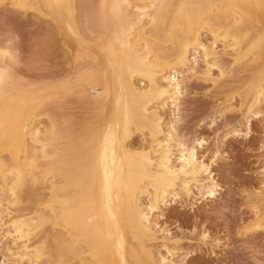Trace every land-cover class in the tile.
Masks as SVG:
<instances>
[{
    "label": "rangeland",
    "instance_id": "1",
    "mask_svg": "<svg viewBox=\"0 0 264 264\" xmlns=\"http://www.w3.org/2000/svg\"><path fill=\"white\" fill-rule=\"evenodd\" d=\"M129 1L132 4L141 5L149 0ZM175 1L173 0V2ZM206 1L203 0L204 6L209 9L210 17L214 18L216 23L211 25L210 17L206 18L200 15L202 26L199 28L198 34L200 40L204 41L203 43L212 46L214 51L212 60L203 57V54H200L202 53L201 49L191 45L192 48L187 53L190 61L184 66L173 63L172 58L174 59L180 51V43L189 37L178 25L180 22H177L175 36L167 37L166 31L161 30L160 34H164L163 36L166 37L162 40H155L154 36L149 34L150 32L146 33L147 16L146 18L144 16V21L139 23L135 30L141 32L144 40L152 42L158 48L157 54L153 50L148 55L158 82L161 80L162 83L164 81L162 76L172 68L179 72L178 75L183 86L176 110L168 104L160 110L164 132H166V124L177 117L176 124H174L176 143L177 141L181 142L182 139L185 145H190L196 138L204 139L202 145L197 147V157L198 160L200 159L199 161H203L205 164L209 163V170L202 172L199 178L201 177L202 182H209L208 171H211L218 187L215 197L210 198L195 189L196 181L192 180L189 181L191 184L187 193L181 188L184 181L182 179L185 177L178 174L177 185L173 187L177 195H168L165 198L166 202L158 203L159 209L157 208L149 216L152 223L157 222L156 227L152 228L153 237L140 236L142 241L140 256H133V259L128 257L132 261H139L142 254L151 251V264H158L159 260L161 261V255L168 257L167 259L171 262L161 261L159 264H173L174 262L175 264H264V93H262L264 92V79H262L264 77V14H261V8L264 9V0H259L257 4H250L249 9L245 11L237 5V2H234L230 11L224 15L216 10L217 4L213 5V2L208 4ZM83 2L85 1L70 0V15L65 11L62 14L63 18L60 15L58 17L51 14L41 0H0V62H3L0 65L5 67L6 64L11 69H7L9 74L6 73V76L12 74L8 78L17 83L9 93L0 98L13 102L20 109L29 93L43 97L38 102L39 106L29 108L31 110L29 116L17 115V113L11 116L17 126L26 123L22 128L25 147L20 146V141L19 143L16 142L17 140L14 142V139L11 138L13 133L15 131L19 133L20 129L15 131L11 129V120H0V158L2 160H0V264H14L19 261L22 264H28L30 259L34 260L39 254V244L41 243L43 246L45 245L43 247L44 256L46 258L48 256L52 260L51 264H56L52 247L55 242L51 236L55 234L67 236L68 231L64 222L67 215L60 212L61 206L65 203L64 200L76 208L73 211L75 219L78 220L84 216V211L81 212L84 208V201L76 192L78 177L72 175L64 178L60 177L58 172L53 171L52 173L50 166L43 164L45 161H49V152L47 151L41 154L37 153L40 156L36 157V160H40L39 163L41 162L43 165L38 163L36 167L32 168L30 166L34 159L32 152L38 150L40 144L35 142L32 136H29L36 126L42 130L37 136L48 128H52L50 127L52 125L56 131L59 128L60 132L62 124L59 123L62 122L60 120L66 123L65 126H63L64 123L62 124V128L74 127L72 128L73 133L76 132L83 136L90 126L110 117L115 108L113 92L108 93L106 99L94 97V101L91 102L93 99L89 93L93 95L95 90L96 93H101L105 87L101 77H106L105 80H112L115 76V64L109 66L106 62L107 44H115V39L112 38L111 42H108L113 37L112 33H104L99 29L100 27L98 28V23L96 25L97 21L93 19L101 0ZM91 11H95V13L92 15ZM68 16L71 17V20H68ZM235 19L241 28L244 24L243 30L239 26L233 25L232 21ZM66 20L70 24L72 23L73 31L69 30ZM231 23L232 25L229 27ZM243 32L245 33L243 34ZM252 32L255 34H250ZM142 38L139 39L142 40ZM3 50H6V56L1 52ZM162 50L165 52L162 53ZM172 52L175 54L174 56ZM193 54L196 56V63L191 60ZM165 62L169 63L168 67ZM157 65H161L164 69L158 71ZM102 74L105 76L103 77ZM11 79L8 80L12 82ZM131 82L133 87L135 86L134 88L144 90L141 94V101L145 95L153 97L152 101L146 105L147 113L152 110V107L157 106L156 102L159 100L154 96L155 91L148 85L146 77L135 73L131 75ZM108 88H111L110 83H108ZM84 93L88 95H84ZM251 100H257L252 105V109L259 110L260 114L256 118L249 119L245 109L252 103ZM92 103L93 105H91ZM35 104L37 105V103ZM14 110L13 108L7 109L8 113H12ZM28 120L29 122H27ZM142 122L139 125L131 123L130 138L126 139V145L139 157H144L148 153L153 158L155 153L152 152V148L149 149L152 144H155L152 142L155 135L150 131L152 125L149 121L143 120ZM54 127L52 131H54ZM235 129L236 132H234ZM41 136L42 134L39 137ZM156 136L161 137V134ZM177 150L172 147L174 164L177 163L175 161ZM152 162L145 161L148 174L155 173L156 161ZM149 165L151 166L149 167ZM13 181H16V186ZM145 182L147 183L146 178L141 183L146 184ZM149 188H152L151 185H147L148 194L146 191L138 192L143 205L151 200L149 192L152 189ZM66 193L68 196L65 195ZM77 196L79 197L77 198ZM53 204L55 208L52 206ZM35 211L36 213H34ZM26 215L31 217L28 218ZM46 218L48 219L45 220ZM28 220H32L30 226L27 224ZM73 224L74 222L69 223V225ZM15 225H22L24 230L29 229L26 236L32 238L26 240V236H19L13 228L16 227ZM88 236L86 234L78 237L75 241L76 246L70 251L65 248L66 241L64 255L60 258L59 264H104L106 249L95 248V251L93 250L90 254V246L85 243ZM128 238L133 247L140 240L132 235H128ZM144 239L148 242H144L146 241ZM165 245H167L166 248ZM34 246L35 248H33ZM39 258L37 263L41 264L42 258ZM92 258V261L88 260Z\"/></svg>",
    "mask_w": 264,
    "mask_h": 264
},
{
    "label": "bare ground",
    "instance_id": "2",
    "mask_svg": "<svg viewBox=\"0 0 264 264\" xmlns=\"http://www.w3.org/2000/svg\"><path fill=\"white\" fill-rule=\"evenodd\" d=\"M69 1L70 0H41L43 5L49 10V12L51 14H55L57 16L58 15L62 16V14L65 13V11L70 15ZM84 1L86 2V0H84ZM204 1H206V0H204ZM85 2H83V3H85ZM206 2L208 4L210 2H213L214 3L213 5L217 4L216 10H218V12L221 15H224L230 11V8L234 2H237V5L240 6L245 11V10L249 9L250 4H254V3L257 4L259 2V0H208ZM90 3H92V2H90ZM191 3H193V4H191ZM204 4H205V2L203 3V0H176L175 2H173V0H149L145 4H144V2H143V4L141 3V5L140 4H132L131 1H129V0H101L100 5L97 8L96 14L94 15L95 18H93V19L95 21H97L96 25L98 23V28L100 27L99 29H101L104 33H108V32L112 33L113 37H111V39L108 42H111L112 38L115 39V44H112V43L107 44L108 49H107V60H106V62L108 63L109 66L110 65L112 66V64H115L116 71L114 73L115 76L113 77L112 80H105L106 77H104L105 75L102 74L104 78L101 77V80H103L105 87L102 89L101 93H96V90L93 89V90H95L94 93L92 91L93 95H91V93H89V94L91 96V99H93L91 102H93L96 97H102V99H106L108 93L113 92V105L115 107L114 110L111 112L110 117H108V118L102 120L101 122L97 123L98 125L95 124V125L90 126L89 128H91V129L88 128L89 130L87 129L86 133L83 136H80V134H77L76 132L73 133L74 130L72 131V128H74V127L71 128V126H67V128L66 127L62 128V124L64 123L63 120H60L62 122H59L60 124L62 123L60 126V130H61L60 132L58 130L59 128L56 131L55 130L56 128L52 125V126H50L52 128H48V130H46L44 133H40V135L42 134V136L39 137L40 135L37 136V134L39 132H41L42 130L40 129L39 126H36V128H34L33 131L29 135V136L33 137V140L35 142H38L40 144V147L38 148V150H35V151L33 150L34 153L32 152V154H34V159L32 162L30 161L31 162L30 166L32 168H34L38 165L40 160L39 161L36 160V157H38L40 155H37V153L41 154L44 151L49 152V161H45V162L43 161L44 162L43 164H47L48 166H50L52 173H53V171H55V173L58 172L60 177L66 178V177L72 176V175L78 177V181L76 184V192L79 194V196L84 201V208H83L84 210L83 209L81 210V212L84 211V214H83L84 216L78 220L75 219V216L73 215V211H75L76 208H73L71 203H69L67 200H64L65 203L63 206H61L62 209L60 210V212L62 214L64 213L67 215L64 222L66 223L65 226H66L68 233H67V236L66 235L65 236H63V235L59 236L57 234H55L54 236H51L53 238V242H55L52 247H53V253H54V257H55L54 261L56 262V264H59L60 258L64 255L63 251H64V247H65V242L67 241L66 242L67 246L65 248H67L69 251L73 250V248L77 244L75 242L76 239L78 237H80L82 235H86V234L89 235L88 238L85 240V243L90 246V252H89L90 254H92L93 250L95 251V248L106 249V252H105L106 253V257H105L106 260L104 261V264H151L152 263L151 262L152 256L150 255V253H152L151 251H150V253L147 251H146V253L143 252L144 254L141 255V259L139 261L138 260L132 261L131 259H133V256L139 255V253H140V248L142 247V241L140 239V236L142 235L143 237H149V238L153 237L152 228L154 226L156 227L157 222L154 221L152 223L150 221L149 216L153 213V211L157 210L158 203H160V202L165 203L166 202L165 198L168 197V195H171V194L177 195V193L174 191L173 187H174V185H177L176 179L178 178V174H181L185 177L182 179L184 181L181 184V188L183 189V191L188 193L189 189H190L189 186L191 184V183L189 184V181L194 180V181H196L194 183L195 189H197L199 192H202V194L204 193L207 197H210V198L215 197L218 185H217L216 181L214 180V177L212 176V172L208 171L209 182H202L200 179L201 177L199 178V175L202 172L209 170V165H208L209 163L205 164L203 161H199L200 159L198 160V157H197V147L202 145V143L204 142V139L196 138L194 140V142L190 145H185L182 142V139H181V142L177 141V143H176V141H175L176 136H174V131H175V125L174 124H176L177 120H175V119H178L177 117L173 118L175 121L173 119H171V121L172 122L174 121L175 123L174 122L172 123L170 121L169 122L170 125H169V123L166 124L167 125L166 132H164V130H163V119H162V116L160 115V110L163 109L165 106H168V105L169 106L172 105V108L173 109L175 108L174 110H176L177 105H178L177 102H178L180 96L182 95V91H183L182 87L183 86L181 84V80H180L179 75H178L179 72L177 70L171 68L167 74H164L162 76L164 81L161 83L160 82L161 80H159V82H158V80L155 78L156 76H155L154 69L152 68L153 64L149 60V57H148L149 52H151L153 50H154V53L157 54L158 48H156V46L153 45L152 42L144 40V38H142L143 36L140 34L141 32L140 31L136 32V30H135L136 26L139 25V23L144 21L143 20L144 16H145V18L147 16L148 20H146V21L148 22V27L146 26L147 27L145 29L146 33L150 32L149 34L153 35L155 40H162V39H165L166 37L163 36L164 34H162V35L160 34L161 30L166 31L165 33H167V37L175 36V32L177 29V22H180V24H178V25H180V28H182L183 32L185 34H187L189 37L186 40L184 39L185 41H183V39H182L183 42L180 43L179 53L176 55V57H174V59L172 58L173 63H175V64L177 63V64L183 65V66L186 65L188 63V61H190V59L187 56V53L192 48L191 45H194L197 48L201 49L202 53H200V54H203L202 55L203 57L208 58V59L210 58L212 60L214 58V51L212 49V46L210 44L207 45V44L203 43L204 41L200 40L199 34H198V32H200L198 30L202 26V18L200 15H203L206 18L210 17V11L208 8H206L204 6ZM237 5H236V7H237ZM172 6H173V8H172ZM94 8H95V6H94ZM233 9H234V7H233ZM195 10H196V12H195ZM241 12H242V10H241ZM261 12H262L261 14H264L263 8H261ZM93 13H95V11L92 12V15H93ZM62 17L64 18V15ZM69 17L70 16H68V20L69 19L71 20V17L70 18ZM239 19H240V17H239ZM68 20H66L67 21L66 23H68L69 30L71 29L73 31L74 27H73L72 23L71 24L69 23ZM209 21H210L211 25H215V23H216L214 18L212 19L211 17H210ZM232 23L236 27L239 26L238 22H236V19L233 20ZM232 23L229 25V27L232 25ZM218 24H221V23H218ZM226 24H228V23H226ZM222 25H224V24H222ZM243 25H242V28H243ZM208 26H207V28H208ZM215 27L217 28V26H215ZM219 27H220V25H219ZM239 27H240V29H242L241 25ZM221 30H223V29H221ZM245 32H243V34ZM214 33L216 34V32H214ZM180 34L182 35V33H180ZM250 34H253V32ZM226 35H227V33H226ZM233 37L235 38V36H233ZM139 38H142V40H140ZM175 40H177V39H175ZM232 40H233V38H232ZM205 41H207V40H205ZM233 45H234V43H233ZM240 46H242V45H240ZM235 50H236V48H235ZM256 51H257V49H256ZM1 52H3L4 54L7 53L6 50H3ZM164 52L162 50V53H164ZM235 52H237V51H235ZM151 54H153V53H151ZM174 55L175 54L173 53V56ZM5 56H6V54H5ZM165 58H166V56H165ZM167 58H169V57H167ZM191 60H193L192 62L196 63L195 54H193ZM0 63L2 64L3 62H0ZM165 63L167 64V67H168L169 63L168 62H165ZM26 64H27V62H26ZM209 65H208V67H210ZM4 66L5 67H1V65H0V97H3L5 94L9 93L14 88V84H17L16 81H14L11 78H8V76H11L12 74L8 75L9 73H8L7 69H9V70H11V69L8 68V66H6V64ZM157 66H158L157 67L158 71H162L164 69L161 65H157ZM6 73H8L7 76H6ZM135 73L141 74L142 76H144L148 79V82H149L148 85L153 88V91H155L154 96L159 100L158 102H156L157 106H155V107L151 106L152 110L149 111L148 113H147L148 109H147L146 105L152 101L153 97L149 96V95H145L143 97V100L142 101L140 100V98L142 96L141 95L142 91H144V90L134 88L135 86L133 87V84L131 82V75L135 74ZM263 73H264V70H263ZM7 78L11 79L13 81L10 82ZM262 79H264V77ZM13 82H15V83H13ZM108 83H110V85H111L110 89L108 88ZM89 84H91V83H89ZM150 90H149V92H151ZM246 90H247V88H246ZM153 91H152V93H154ZM262 93H264V92H262ZM85 94L88 95L87 93H84V95ZM94 94H96V95H94ZM244 94H245V92H244ZM26 97H27L26 101L25 100L23 101L24 105L20 109H18L19 107H17L13 102L3 100L2 98H0V120H5V121L7 119L11 120V125H10L11 127L10 128L13 129L14 131L17 129H20L19 133H18V131L17 132L15 131L11 138L14 139V142L17 140L16 142L19 143V141H20V143H21L20 146L22 145L23 147H25V137L22 133V130H23L22 128H23V125L26 123L21 124L20 126L19 125L17 126V123H15L14 119L13 120L11 119V116L14 115L15 113H17V115H24V116L28 115L29 116L30 115L29 113L31 111L29 108L32 106L33 107L39 106L38 102L40 100H42V98H43V97H41L37 94H33V93H29ZM95 101H98V100H95ZM256 101L257 100H254L248 106L246 105L247 107L245 109V112L248 114L247 116L249 117V119L251 117L256 118L258 116V114H260L259 110H253L252 109V105H254V103ZM35 103H37V105ZM91 105H93V103ZM9 108H13L15 110L12 113H8L7 109H9ZM173 112H175V111H173ZM9 114H11V115H9ZM88 114H90V113H88ZM13 117H15V116H13ZM29 120L27 122H29ZM143 120L150 122V125H152L150 127V131H151V133H153V135H155L154 138L152 139V142H155V144H152L151 147H149V149L152 148V152L155 153L153 158L148 153H146L144 157H139L136 152L128 149L127 145H126V139L130 136V131H131V127H132L131 123H134V125H139ZM247 121H249V120H247ZM252 121H253V119H252ZM65 124L66 123H64L63 126H65ZM16 127H18V128H16ZM47 127H48V125H47ZM53 127H54V131H52ZM57 127H59V126H57ZM69 128H71V130H69ZM234 132H236V129ZM27 134H29V133L27 132ZM157 134H161V137L156 136ZM78 135H79V137H78ZM134 144H135V142H134ZM172 147H175L178 149L177 150L178 153H177V156L175 159V161H177L176 164H174L173 160H172V156H173ZM7 151H9V150H7ZM23 152H24V150H23ZM22 155H24V154L22 153ZM0 160H1V158H0ZM21 160H22V158H21ZM145 161H147L148 163H150L152 161H156V170L154 169L155 170L154 174H152V173L148 174L147 173V167H146ZM28 162H29V160H28ZM1 165H4V164H1ZM150 166L151 165H149V167ZM149 169H151V168H149ZM262 171H263V169H262ZM60 172H61V174H60ZM14 173H16V172H14ZM4 174H5L4 176H6V173H4ZM19 175H20V173H19ZM29 175H30V173H29ZM183 176H181V177H183ZM144 178L147 179V183L145 182L146 184L141 183ZM204 178H206V177H204ZM57 180L59 181V179H57ZM61 180H64V179H61ZM16 181H13V182H15V186H16ZM18 182H20V179H18ZM147 185H151V187H152V188H149V189H152L149 192V194L151 195V200L149 201V203H147V204L145 203L146 205H143L142 202H140L138 192L146 191V193L148 194L147 191H149V190H147ZM23 186H24V184H23ZM191 186H193V185H191ZM2 187H3V185H2ZM193 188H194V186H193ZM21 189H23V188H21ZM73 189H71V190H73ZM69 191H70V189H69ZM74 192H75V190H74ZM65 195L68 196L67 193ZM186 195H188V194H186ZM19 196H20V194H19ZM79 196H77V198ZM62 201H63V199H62ZM12 203H14V202H12ZM54 204L52 206H54V208H55ZM50 205H51V203H50ZM80 209H79V211H80ZM36 211L34 213H36ZM54 211H55V209H54ZM57 213H58V211H57ZM38 214H40V213H38ZM23 216H25V215H23ZM26 216H28V215H26ZM263 216H264V214H263ZM29 217H31V216H28V218ZM47 219L48 218H46L45 220H47ZM31 221H29V220L27 221L28 226H30ZM71 222H74V224L69 225V223H71ZM34 225H33V227H35ZM21 226L22 225H17L16 227H13V228H15V232L19 236L25 237L26 234L28 233L29 229L24 230L22 228L23 226L22 227ZM36 227H37V224H36ZM51 227H53V226H51ZM31 228H32V226H31ZM31 228H30V230H31ZM57 229H58V227H57ZM61 232H64V231H61ZM239 232H241V231H239ZM30 234L32 235L31 232H30ZM128 235H132V237L138 238V240L140 239L139 242L137 241L135 247L131 246ZM28 236H30V235H28ZM13 237H14V235H13ZM29 238L26 236L25 239L29 240ZM130 238H131V236H130ZM144 240H146V239H144ZM23 242H25V241H23ZM144 242H148V240H146ZM149 242H150V239H149ZM14 244L16 245L17 243H14ZM37 244H39V243H37ZM22 245L26 246L25 244H22ZM161 245H163V244H161ZM44 246H43V243L39 244V248H40L39 254L36 255L34 260L30 259L28 264H33V263L38 264L37 261L40 259L39 257L42 258L41 264H51L52 260H50V258H48V256H47V258H46V256H44L45 255V250L43 248ZM166 246L167 245H165V248H166ZM18 247H20V246H18ZM15 248H17V247H15ZM33 248H35V246ZM107 248H109L108 251H107ZM22 249L24 250V248H22ZM171 252H173V251H171ZM84 253H86V252L84 251ZM13 255H15V254H13ZM128 257H132V258L130 259ZM160 258H161L162 262H171V260L167 259L168 257H166L165 255H161ZM88 260L92 261L93 258L88 259ZM3 261H4V259H3ZM161 261L159 260V263ZM8 262H10V261H8ZM1 264H4V263H1ZM14 264H22V263H20V261H19V262L14 263ZM173 264H175V262Z\"/></svg>",
    "mask_w": 264,
    "mask_h": 264
}]
</instances>
